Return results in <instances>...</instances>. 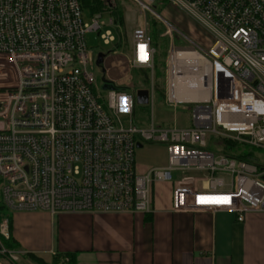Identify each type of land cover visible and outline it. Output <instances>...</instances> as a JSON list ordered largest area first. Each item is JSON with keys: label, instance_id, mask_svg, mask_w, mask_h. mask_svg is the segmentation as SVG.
Returning a JSON list of instances; mask_svg holds the SVG:
<instances>
[{"label": "built area", "instance_id": "built-area-1", "mask_svg": "<svg viewBox=\"0 0 264 264\" xmlns=\"http://www.w3.org/2000/svg\"><path fill=\"white\" fill-rule=\"evenodd\" d=\"M132 1L140 24L129 52L113 61L123 78L106 80L113 88L102 104L93 92L98 53L85 35L119 23L101 20L103 11L83 21L80 0H0V264H16L24 254L4 244L12 239L11 213H148L157 181L173 186V211L225 210L239 222L264 212V162L224 148L229 141L264 149V0ZM163 3L194 22L208 45L165 21L155 10ZM146 13L170 38L163 101L173 111L188 105L189 126L134 120L129 71L152 74L155 54ZM174 33L188 44L176 46ZM100 37L114 41L110 29ZM149 84L152 106L151 78ZM150 141L165 145L166 163L136 172L137 145Z\"/></svg>", "mask_w": 264, "mask_h": 264}, {"label": "crops", "instance_id": "crops-1", "mask_svg": "<svg viewBox=\"0 0 264 264\" xmlns=\"http://www.w3.org/2000/svg\"><path fill=\"white\" fill-rule=\"evenodd\" d=\"M153 184L148 213L15 211L12 240L48 263L264 264V212L173 211L172 185Z\"/></svg>", "mask_w": 264, "mask_h": 264}, {"label": "rangeland", "instance_id": "rangeland-1", "mask_svg": "<svg viewBox=\"0 0 264 264\" xmlns=\"http://www.w3.org/2000/svg\"><path fill=\"white\" fill-rule=\"evenodd\" d=\"M112 7H116L123 17V25H120L115 28L113 25L105 24L102 25L98 31H90L86 33V44L90 48L94 55L97 53L108 54L107 57H104V61L101 65H97L94 68L95 83L93 85V92L103 104V96L106 89H102L103 79L113 82L114 84L118 83V80L122 81L123 77H120L116 68L112 67L113 61L117 59H123L121 54L129 52L130 37L132 30L140 24V19H137L139 13L137 5L134 4L132 0H107ZM156 12L167 22L171 23L177 29L182 31L188 38L193 39L194 41L202 43L204 46L208 45V41L205 39L202 31L198 26L192 22L186 15L181 11L177 10L175 7L163 3L160 6H157L155 9ZM91 12L88 9H82V19L85 22H90ZM146 22L145 29L150 36L151 28V18L150 14H145ZM109 18H113V15L109 11H103L101 13V20L108 21ZM157 23H153L156 26L155 35V45H156V57H157V68L154 73H148L146 78V73H143L142 70L130 69L129 74L131 76L130 87L132 90L146 89L150 84H146L145 78L148 80L151 78L153 83L158 87L163 88V78H164V65H165V56L167 47L170 43L169 36H164L165 26L159 19H156ZM142 24V23H141ZM144 25V23H143ZM152 25V26H153ZM111 30V34L114 37V41L110 44H104L101 39V34H104L106 30ZM173 41L176 46H186L188 44L182 36L178 37L177 33L173 34ZM115 50V54L109 52ZM123 66L126 62L123 60L121 63ZM127 66V65H126ZM103 67L108 68L104 69ZM128 68L126 67V70ZM128 74V75H129ZM188 105L179 106L175 111L166 107L163 97L158 90L154 92L152 106L150 104H136L134 108V120L138 122L140 126H146L150 117L156 124L172 126L173 124L181 127L189 126L191 124L189 116ZM209 147H213L209 141ZM225 146V145H224ZM244 151H250L252 157L257 158L259 161L264 162V149L262 148H253L248 146L241 147ZM166 163V148L165 145L160 142H143L141 147L136 148L135 150V171L142 173L145 170L153 167H162ZM154 185V184H153ZM173 186H171L172 188ZM55 256V255H54ZM20 259L16 264H34L26 254L19 256ZM54 257V261H50L49 264H61L64 256ZM26 260V262H23ZM45 261V260H44ZM48 263V262H47ZM3 264H8L4 261Z\"/></svg>", "mask_w": 264, "mask_h": 264}, {"label": "trees", "instance_id": "trees-1", "mask_svg": "<svg viewBox=\"0 0 264 264\" xmlns=\"http://www.w3.org/2000/svg\"><path fill=\"white\" fill-rule=\"evenodd\" d=\"M80 5L81 8L83 9H88L91 13H95V12H99V11H109L112 15H113V19L115 22L119 23L120 25H123V17L121 15V12L116 8V7H112L107 0H80ZM151 18V28L152 31L150 32V42L152 44V46L155 48V54H154V58H153V70L152 73H154V71L157 68V57H156V43H155V35H156V30H158L156 28L155 25H153V23H157V20L152 17L150 15ZM153 25V26H152ZM161 32V30H158ZM140 70V69H138ZM143 73H146V78L148 73H150L147 69H141ZM144 76V80L146 82V84L150 83V78L147 80ZM153 87L156 90H158L160 92V94L162 95V87H158L156 84L153 83ZM225 152L228 153L229 155L236 157V158H242L248 154H250V151H244L243 149H241V147L235 145V143L226 141L225 142ZM4 244L7 247L10 248H18V245L12 240H7L4 242ZM28 256V258L34 262L35 264H49L46 261H44L41 257L33 254V253H27L26 254ZM54 261V260H53Z\"/></svg>", "mask_w": 264, "mask_h": 264}, {"label": "water", "instance_id": "water-1", "mask_svg": "<svg viewBox=\"0 0 264 264\" xmlns=\"http://www.w3.org/2000/svg\"><path fill=\"white\" fill-rule=\"evenodd\" d=\"M103 57H104V53H98L96 56V65H101V63L103 62ZM103 81V85H102V89H112L113 85L111 83H109L108 81H106L105 79L102 80ZM147 91L145 89H138L135 92V102L136 104H146L147 103ZM138 147H140V145H137ZM264 178V177H263Z\"/></svg>", "mask_w": 264, "mask_h": 264}]
</instances>
